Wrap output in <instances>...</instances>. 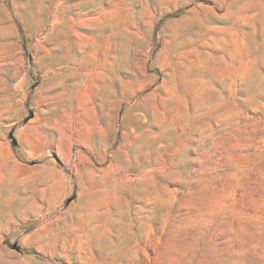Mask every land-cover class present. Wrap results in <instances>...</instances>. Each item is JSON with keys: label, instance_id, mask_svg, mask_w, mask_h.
<instances>
[{"label": "rangeland", "instance_id": "rangeland-1", "mask_svg": "<svg viewBox=\"0 0 264 264\" xmlns=\"http://www.w3.org/2000/svg\"><path fill=\"white\" fill-rule=\"evenodd\" d=\"M0 264H264V0H0Z\"/></svg>", "mask_w": 264, "mask_h": 264}, {"label": "water", "instance_id": "water-1", "mask_svg": "<svg viewBox=\"0 0 264 264\" xmlns=\"http://www.w3.org/2000/svg\"><path fill=\"white\" fill-rule=\"evenodd\" d=\"M15 247V246H14Z\"/></svg>", "mask_w": 264, "mask_h": 264}]
</instances>
